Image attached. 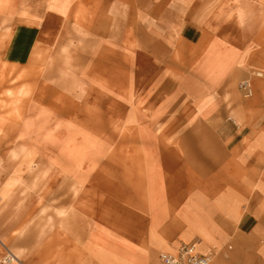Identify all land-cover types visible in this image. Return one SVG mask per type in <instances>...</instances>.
<instances>
[{
	"label": "rangeland",
	"instance_id": "1",
	"mask_svg": "<svg viewBox=\"0 0 264 264\" xmlns=\"http://www.w3.org/2000/svg\"><path fill=\"white\" fill-rule=\"evenodd\" d=\"M218 12L264 41V0H0V264H161L148 153L195 100L155 81L196 73L178 33Z\"/></svg>",
	"mask_w": 264,
	"mask_h": 264
},
{
	"label": "crops",
	"instance_id": "2",
	"mask_svg": "<svg viewBox=\"0 0 264 264\" xmlns=\"http://www.w3.org/2000/svg\"><path fill=\"white\" fill-rule=\"evenodd\" d=\"M218 13L215 26L190 23L178 33L176 52L195 55L196 73L184 80L155 81L188 84L186 92L195 104L163 129L183 131L182 137L151 147L156 151L148 153L149 200L138 213L152 223L150 237L162 244L158 252L176 241L198 240L203 252L225 246L213 264H264V87L262 75L253 77L264 76V41L253 25L248 28L249 17L233 15L236 21L225 24ZM163 25L171 28V21ZM167 33L159 35L168 40ZM257 55L263 60H254ZM247 78L252 79L255 96L243 99L237 82ZM229 86L238 99L235 103L223 99ZM177 93L166 108L175 109ZM207 98L209 106L202 107ZM200 113H207L205 120ZM218 113L225 119L215 120Z\"/></svg>",
	"mask_w": 264,
	"mask_h": 264
},
{
	"label": "built area",
	"instance_id": "3",
	"mask_svg": "<svg viewBox=\"0 0 264 264\" xmlns=\"http://www.w3.org/2000/svg\"><path fill=\"white\" fill-rule=\"evenodd\" d=\"M256 77L258 73L254 74ZM239 89L243 96L250 98L254 95V86L251 78L240 81ZM200 241L186 242L183 240L170 244L158 253V260L161 264H213L216 255L221 251L220 246L213 245L209 250L203 252L200 248ZM227 246L226 249H231Z\"/></svg>",
	"mask_w": 264,
	"mask_h": 264
}]
</instances>
